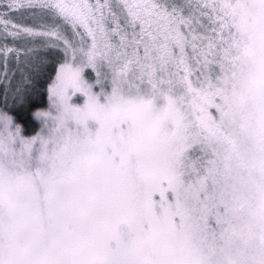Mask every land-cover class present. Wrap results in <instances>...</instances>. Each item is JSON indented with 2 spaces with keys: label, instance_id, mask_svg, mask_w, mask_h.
<instances>
[{
  "label": "snow or ice",
  "instance_id": "snow-or-ice-1",
  "mask_svg": "<svg viewBox=\"0 0 264 264\" xmlns=\"http://www.w3.org/2000/svg\"><path fill=\"white\" fill-rule=\"evenodd\" d=\"M0 25L25 39L0 48V264H264V0H7ZM50 62L28 136L8 102Z\"/></svg>",
  "mask_w": 264,
  "mask_h": 264
},
{
  "label": "trees",
  "instance_id": "trees-1",
  "mask_svg": "<svg viewBox=\"0 0 264 264\" xmlns=\"http://www.w3.org/2000/svg\"><path fill=\"white\" fill-rule=\"evenodd\" d=\"M13 20H22L27 18H32L25 16V14L17 13L12 15ZM7 40H10L9 37L5 39V35L0 34V48H2ZM7 45H9L7 43ZM25 45H22L21 53ZM8 67L9 69H14L17 66V61L15 60L14 55L9 54L8 58ZM4 65V59L0 56V71H2ZM55 63L50 62L47 66L40 71L38 74H34L31 80V83L28 85L27 92L23 99V102L13 104L11 99H9L8 106L11 109L12 114L17 118V121L23 126L24 133L31 134L36 131L38 122L33 118V111L37 108L47 106L49 103L48 94H47V85L51 79V76L54 73ZM16 79H19V73L16 75Z\"/></svg>",
  "mask_w": 264,
  "mask_h": 264
},
{
  "label": "rangeland",
  "instance_id": "rangeland-1",
  "mask_svg": "<svg viewBox=\"0 0 264 264\" xmlns=\"http://www.w3.org/2000/svg\"><path fill=\"white\" fill-rule=\"evenodd\" d=\"M6 6H7V0H0V12H4L5 10H6ZM38 11V10H37ZM32 10H24V12H23V14H25V16H28V17H31L32 16ZM11 18V17H10ZM27 18H25V20L24 19H22V20H13L12 18H11V20H12V22L13 23H18V24H22V25H28V26H31L33 23H34V20H33V17L32 18H28L29 20H26ZM3 28V26L2 25H0V29H2ZM0 34L1 35H4V33H3V31H0ZM9 39L10 40H7L6 42H5V44L4 45H7V43L9 44V45H7L8 47H12V48H20V49H22V45H25V39L24 38H20V39H15V40H13V38H11V37H9ZM0 46H2V45H0ZM56 66V65H55ZM54 76H55V68H54V73H53V75L51 76V79H50V81H49V83H48V85H47V94H48V88H49V86H50V84H51V81L54 79ZM48 99H49V96H48ZM75 99V98H74ZM49 103H50V101H49ZM49 103H48V105L47 106H43V107H41V108H37V109H35L34 111H33V113L36 111V110H46L47 108H48V106H49ZM37 121V120H36ZM38 122V126H37V128H36V131H34V132H32L31 134H28V133H24L25 135H28V136H31V135H34L36 132H38L39 130H40V127H41V124H40V122L39 121H37Z\"/></svg>",
  "mask_w": 264,
  "mask_h": 264
}]
</instances>
